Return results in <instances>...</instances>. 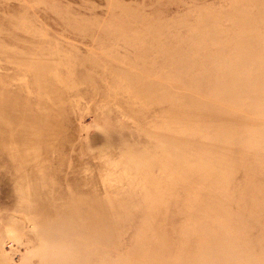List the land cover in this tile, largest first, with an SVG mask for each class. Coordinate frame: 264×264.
<instances>
[{
    "label": "rangeland",
    "instance_id": "rangeland-1",
    "mask_svg": "<svg viewBox=\"0 0 264 264\" xmlns=\"http://www.w3.org/2000/svg\"><path fill=\"white\" fill-rule=\"evenodd\" d=\"M0 264H264V0H0Z\"/></svg>",
    "mask_w": 264,
    "mask_h": 264
}]
</instances>
